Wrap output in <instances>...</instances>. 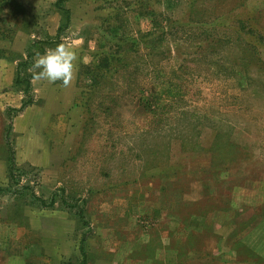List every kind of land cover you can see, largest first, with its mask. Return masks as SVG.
<instances>
[{"label":"rangeland","instance_id":"1","mask_svg":"<svg viewBox=\"0 0 264 264\" xmlns=\"http://www.w3.org/2000/svg\"><path fill=\"white\" fill-rule=\"evenodd\" d=\"M0 264H264V0H0Z\"/></svg>","mask_w":264,"mask_h":264},{"label":"clouds","instance_id":"2","mask_svg":"<svg viewBox=\"0 0 264 264\" xmlns=\"http://www.w3.org/2000/svg\"><path fill=\"white\" fill-rule=\"evenodd\" d=\"M76 49L64 44L37 54L32 65L33 78L47 80L51 83L57 81L67 86L73 79L76 70Z\"/></svg>","mask_w":264,"mask_h":264},{"label":"trees","instance_id":"3","mask_svg":"<svg viewBox=\"0 0 264 264\" xmlns=\"http://www.w3.org/2000/svg\"><path fill=\"white\" fill-rule=\"evenodd\" d=\"M66 14H69V13H68V10L66 11ZM161 29H163V28H161ZM162 34H163V32H162ZM17 83L19 84L20 82L18 81ZM52 203L54 204L55 202L53 201ZM82 256L85 257V254L83 255V252H82Z\"/></svg>","mask_w":264,"mask_h":264}]
</instances>
